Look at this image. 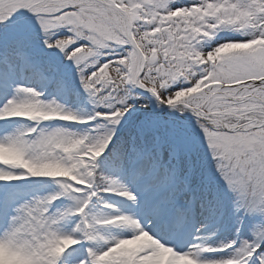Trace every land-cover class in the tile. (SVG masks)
<instances>
[{"label": "rangeland", "instance_id": "rangeland-1", "mask_svg": "<svg viewBox=\"0 0 264 264\" xmlns=\"http://www.w3.org/2000/svg\"><path fill=\"white\" fill-rule=\"evenodd\" d=\"M34 2L0 0V17ZM194 2L121 0L118 3L130 16L134 36L146 54V68L139 85L154 90L164 103L192 106L190 102L201 100L207 106L211 101L216 105L210 109L211 115L221 116L228 124L242 123L243 117H264V96L248 94L250 81L255 78L243 74L264 70V38L222 43L211 52L206 50L217 34L224 39L251 35V30L257 27V13L264 12V7L253 10L251 5L261 4L262 0H202L203 7L183 6ZM55 3L60 0L49 4ZM171 3L182 7L170 11ZM69 15L76 17L75 27L93 33L91 51L97 57L89 58L88 70L121 56L123 49H105L128 43L110 13L105 11L102 19L91 22L76 13ZM62 21L63 18L55 23ZM63 34V29L57 30V35ZM44 39L42 29L31 15L11 25L0 24V140L19 137L23 148L0 143V165L13 170L5 172L0 168V179L22 177L0 181V230L7 226L15 208L21 204L37 199L49 204V209L43 210V219L40 215L33 216L41 227L47 223V230L40 233L41 251L24 252L0 242V264L8 259L9 264H54L55 258L69 247L62 241L70 235L80 241L66 250L71 253L73 264L88 257L90 248H98L92 250L94 264H163L165 247L172 248L174 244H181L178 251L192 249L189 264H211L206 259L222 253H205V248L218 249L229 241L238 244L251 236L253 214H264V165L248 167L235 181L240 193L238 207L236 196L216 170L195 116L190 112L180 113L186 108L166 109L157 98L155 101L150 94L137 90L138 58L133 48L128 56L115 62L116 66H105L97 81L101 88L93 95L83 88L75 62L59 49L48 48ZM80 43L84 42H78L77 46ZM221 68L229 71H219ZM201 71L207 75L197 79ZM113 83L116 87L112 93L101 98L100 92ZM177 83L192 86L167 91ZM21 88L32 89L40 96H34L31 90L20 92ZM12 99L14 103L7 109L31 107L37 114L6 115L3 106ZM106 99L111 103H105ZM126 101L134 107L116 126L113 140L98 158L101 143L106 144L110 139L111 126L123 112L89 119L96 112H107L108 108ZM121 142L123 159L114 168L117 176L109 179L116 184L109 186L106 182L102 192L96 187L88 193L92 190L87 187L88 179L96 185L95 173L109 148ZM216 147L237 163H241L245 153H252L259 161L264 155V137H249L246 132H240L225 145ZM203 154L206 157L199 160ZM207 163L213 170L201 168L202 165L207 168ZM76 184H82L80 189ZM125 187L129 196L138 195L135 201L142 205L132 200L116 202L122 192L118 190ZM51 197L57 199L52 201ZM13 199L16 204L10 210L9 201ZM133 209H139L141 222L136 218L137 223L159 238L155 240L169 246L161 242V248L119 247L122 235L112 227L132 215ZM148 231L147 236L153 238ZM28 238L35 237L29 233Z\"/></svg>", "mask_w": 264, "mask_h": 264}, {"label": "snow or ice", "instance_id": "snow-or-ice-1", "mask_svg": "<svg viewBox=\"0 0 264 264\" xmlns=\"http://www.w3.org/2000/svg\"><path fill=\"white\" fill-rule=\"evenodd\" d=\"M116 2L120 3L121 0H116ZM109 4L110 0H72V2H69V0H60V3L55 4H49L48 0H35L34 3H30L26 7L18 8L16 11L11 12V14L7 15L6 17H0V24H6L10 21H13L14 18H18L19 15H23L24 13L30 14L44 33V44L48 48L59 49L65 54L68 60L75 62L79 68V78L83 88L88 91L89 94L94 95L95 90L101 88V84L97 81L99 80V74L105 70V66H116L115 62L128 56L132 51V46L128 43H123L114 44L110 48H105L123 49V52L121 56L115 61H108L100 64L98 67H95V70H88L90 67L88 63L89 58L97 57V55L91 51L94 48V41L91 38L93 33L89 32L87 29L75 27L74 23L76 22V17L70 16L69 14L76 13L81 17H85L90 22L99 20L103 18V14L108 9ZM183 6L203 7V3L202 0H196L194 3ZM180 7L182 6L171 3L168 10L173 11ZM251 7L253 10L264 7V0H262L261 4L253 3ZM61 18H63L61 23H55L56 21L61 20ZM255 23L257 24V27L251 30L252 34L249 36H243L242 38L237 39H224L221 38L219 34L215 35L209 42V46L206 49L207 52H211L213 48L219 47L222 43L246 42L247 40L256 39L258 37L264 38V12L257 13ZM151 27H155V25H152ZM58 29H63L64 34L57 35ZM81 41L84 43H80L79 46H77L78 42ZM86 49L89 51H85ZM105 49H102L101 51ZM95 63L96 62L93 61V64ZM122 71L126 70L122 69ZM219 71L229 70L221 68ZM243 74L250 78H255L254 80L250 81L252 87L247 89L248 94L264 96V70H249L245 71ZM143 75L144 73L142 72L141 77H143ZM206 75V71H201L196 78L202 79ZM191 86V83H185L183 85L177 83L175 86L169 87L167 91L174 92L178 91L181 87ZM115 87V83L104 87L103 91L100 92L101 98H104L106 95L112 93V90ZM140 89L147 91L145 88ZM29 90H31L34 96H40L39 93L32 89H19L20 92H26ZM148 93L155 100V97H153L150 92ZM104 102L111 103V101L107 99L104 100ZM11 103H14V99L9 100L7 104L3 106V108L6 110L7 106ZM190 104L192 105L191 107L186 108L184 112L180 113L190 112L195 116L197 125L201 130L202 139L204 140L206 146L210 149L211 156L215 161L216 170L227 185L228 190L236 196V203L239 207L238 197L240 193L236 190L235 181L244 175V172L247 171L248 167H254L257 165V163L264 165V155H262L259 161H257L252 156V153H245L241 157V163H237L234 158L230 157L229 155H224L218 151L216 145H225L232 137L238 135L241 131L246 132L247 136L249 137H264V117L258 120L252 117H247L246 122L239 128L223 125L214 127L212 124L208 123L206 117L212 118L210 109L215 108V104H213L211 101H208L207 106H205V103L201 100L192 101ZM132 107L134 106L131 105L129 101L122 102L116 104L114 107L108 108L109 111L107 112H96L94 118L89 119H103L104 116L111 115L113 113H119L120 111L123 112V115L119 117L118 122H114L111 126L112 133L110 139H108L106 144L101 143L100 148L98 149V158H100L102 154L105 153L110 142L113 140L116 126H118L122 119L130 113ZM105 123H107V121H105ZM0 143L14 144L23 150L19 137L10 136L6 139L0 140ZM244 162H247V166H245ZM0 168H3L5 172H13V170H10L3 165H0ZM21 178V176L12 175L10 177H4L3 179H0V181H14ZM107 184L112 186L116 184V181L109 180L107 181ZM81 185L82 184H76L75 187L80 189ZM87 187L92 189L88 192L91 193L97 187V185H95L93 180L89 178ZM118 191L129 192L126 189H119ZM133 197V200H135L136 197ZM51 199L54 201L57 198L51 197ZM15 204L16 201L14 199L9 201L10 210L11 208L15 207ZM45 207L49 209V204H47L46 201H42L40 199L34 200L30 203H24L19 207H16L15 214L11 215L7 226L0 230V242L24 252L41 251L39 242L42 240V237L40 236V233L47 230V223L45 222V226L41 227L36 223V220L33 219V216L40 215L43 219V210ZM253 216L254 224L252 228V234L248 239L242 240L238 244L236 241L225 242L218 249L205 248V253L213 251L222 253V255L219 257L208 258L206 260L211 262V264H264V214H253ZM32 226L35 227V231H32ZM29 233L35 238L29 239ZM104 250H106V248ZM62 254L64 255L62 256ZM62 254L55 258L54 264H73V261L70 259L71 253H66L65 251ZM76 264H94V253L92 249L88 250V259H79Z\"/></svg>", "mask_w": 264, "mask_h": 264}, {"label": "bare ground", "instance_id": "bare-ground-1", "mask_svg": "<svg viewBox=\"0 0 264 264\" xmlns=\"http://www.w3.org/2000/svg\"><path fill=\"white\" fill-rule=\"evenodd\" d=\"M51 1L52 0H48V3H50ZM107 11L110 14H112L115 17V19H117V22H119V23L121 22V20H120L121 17L118 13L112 12V10L110 8H108ZM207 118L208 117H206V119ZM211 121L212 122H210V124H212L214 127L223 125V126H231V127L237 128L236 126L227 125L226 123L225 124L222 123L221 117H219V116H214V118ZM126 188H128V187H125L124 189H126ZM132 197L133 196H129L127 191H122L121 196L118 197L119 201L118 200L117 201L122 203V201L124 202L126 200L127 201L132 200V201L136 202L137 204H139V206L142 205V203H140L139 201H135L138 199V195L135 196L136 197L135 200H133ZM139 209L137 211L133 209L132 215H130L127 219L121 221L120 223L113 225L114 227H112V228L119 231L122 235V238L124 236L130 234V233H134V235L132 236L131 239H120L119 242L121 244L119 247L122 248V247H124V245H127V246L140 245V247H142L143 245H148L151 248L163 247V244L160 241L155 240V239L147 236L146 231L143 228L144 225H142L143 226L142 227L140 225V223H137L136 218H138L139 222H141V220L139 218V216H140L139 215ZM130 211H132V209ZM180 245L181 244H174L172 246V248H166L165 247V250H164L165 254L163 255L164 256V260H163L164 263L163 264H189V262H190L189 257L191 256L192 249L186 248L185 250L178 251ZM11 261L12 262L15 261V255L11 257ZM5 264H9V259L6 260ZM22 264H24V262H22Z\"/></svg>", "mask_w": 264, "mask_h": 264}, {"label": "clouds", "instance_id": "clouds-1", "mask_svg": "<svg viewBox=\"0 0 264 264\" xmlns=\"http://www.w3.org/2000/svg\"><path fill=\"white\" fill-rule=\"evenodd\" d=\"M36 114L37 113L35 112L34 108H31V107H13V108H10V109H6V115H8L10 117H27V116H34ZM17 170H22V169H17ZM143 228H144L145 231H148V230L145 229V227H143ZM148 232H149L150 235L153 236L154 239H159L155 235H153L150 231H148ZM133 235H134V233H130V234L124 236L122 239H131ZM79 242L80 241L77 238H74L73 235H70L69 237H66L62 241V244H66L69 247L64 248L63 251L60 253V255L63 252H65L67 249L71 248L72 246L77 245ZM161 242H162V240H161ZM162 243H165V242H162ZM165 244H166V246H169L167 243H165ZM90 249L98 251V248H90ZM56 250L60 251L59 248H57ZM85 259H88V257H86Z\"/></svg>", "mask_w": 264, "mask_h": 264}, {"label": "trees", "instance_id": "trees-1", "mask_svg": "<svg viewBox=\"0 0 264 264\" xmlns=\"http://www.w3.org/2000/svg\"><path fill=\"white\" fill-rule=\"evenodd\" d=\"M117 160H120L119 150L117 151L113 147L111 148L110 154L108 155V159L105 162V170L103 168L102 173L99 174L100 178H102V175H114L115 174V172L113 173V169L110 167V163L113 162L112 165H114Z\"/></svg>", "mask_w": 264, "mask_h": 264}]
</instances>
